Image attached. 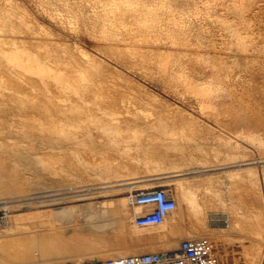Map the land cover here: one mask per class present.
Here are the masks:
<instances>
[{"label":"bare ground","instance_id":"1","mask_svg":"<svg viewBox=\"0 0 264 264\" xmlns=\"http://www.w3.org/2000/svg\"><path fill=\"white\" fill-rule=\"evenodd\" d=\"M8 1L10 5L7 6L0 2V31L9 34L6 38L0 37V209L7 214L22 206L30 209L34 203L94 199L106 193L113 195L124 189L164 182L173 185L171 190L176 204L158 224V229L137 227L132 222L134 228H143L142 238H134L133 242H130V218L143 208L131 213L130 206L141 207L132 206L129 198L124 196L103 203L88 201L83 205L75 203L45 211L30 210L28 216L11 213L0 222V264H80L85 260L166 251L176 248L182 239L204 236L213 243L215 239V242L230 240L240 244L241 240L248 239V244H241L244 246L241 248L243 264H260L264 259L263 207L251 205L252 209L248 207L246 213L233 208L230 230L222 227L221 232L213 233L207 223V210L223 204L220 185L225 181L229 184L246 181L260 197L255 168L237 167L224 170L225 173L222 171L223 175L206 172V169L220 166L226 160L229 161L227 164L245 161L241 158L244 155L230 151L223 159L218 147L207 145L197 133L185 127L165 133L149 129L153 124L145 119L152 115L149 104L155 98L147 103L129 92L131 81L78 45L70 47L53 37H41V29L29 24L11 6L12 0ZM258 1L232 0L224 6L238 15V19L219 20L229 34L231 44L242 52L232 58L231 65L243 68L249 75L252 63H258L261 54L264 55V35L262 42H258L251 39L250 32L255 21L251 15L261 11ZM61 2L71 31L92 41L95 48L133 65L139 71L153 72L166 83L177 78L187 85L192 84L191 76L197 71L193 64L188 71H185L181 59L168 65L170 56L164 59L162 55H156L150 42L137 36L144 29L158 39L162 38L164 33L157 28L155 18L160 11L169 16L171 9H141L134 0H93L92 13L86 14L78 2H75L76 6L71 4V0ZM250 49L256 53L249 55ZM163 63L174 71L170 72L172 79L161 73ZM217 65L218 68L204 80L203 85L191 86L193 93L203 99L206 107L202 108H207L206 111L215 108L214 99L225 92L223 78L236 74L223 62ZM243 81L246 83L247 80ZM258 90L264 93V85L261 89L250 85L246 92ZM175 110L180 111L176 107ZM141 118L144 121H140ZM235 134L264 149V134L241 130ZM224 140L231 143V138ZM47 155L55 159L66 156L70 160L65 165L54 163L46 166L54 170L53 174L58 173L49 182L58 185L65 179H77L78 185L74 189L77 188L79 193L95 188L88 186L97 185L113 190L68 197L58 196L64 193L51 194L27 203L37 195L33 193L32 182L37 179L40 158ZM238 158L242 160H236ZM168 167L172 171H167ZM192 169L200 170L189 175ZM52 196L58 198L41 199ZM114 223L119 226L117 238L105 237L102 232ZM136 231L138 234L140 230ZM224 260L228 264V259Z\"/></svg>","mask_w":264,"mask_h":264},{"label":"rangeland","instance_id":"2","mask_svg":"<svg viewBox=\"0 0 264 264\" xmlns=\"http://www.w3.org/2000/svg\"><path fill=\"white\" fill-rule=\"evenodd\" d=\"M40 1L41 0H12L11 6L14 7V9L20 15L22 14L23 17L26 19V21L27 22L29 21L28 22L29 24L31 23L37 25L41 29V30L39 29L41 32L40 33L41 37L43 38L53 37L56 39L57 42L59 43L66 42L67 45H69L70 47H72V45L73 46L78 45L79 47H81L82 50L93 55L95 58L99 59L104 64L109 66V68H114L127 80L131 81L132 88L130 89L129 87L128 89L129 92L134 93L135 95H137V97L142 99L144 102L146 101L147 103H149L152 100V98H155V101L153 102L151 101L152 103L149 104L150 109L152 108L151 109L152 115H150L148 118L145 119V121H148L150 125L153 124L152 126L153 128H149V129H159L162 133H165V132H169L172 129L185 127V129H187L188 131H194L195 133H197L199 138H201L202 141L205 140L207 145H215L216 147H218L222 151L221 157L223 156L222 157L223 159L227 158L226 154L230 153V151L234 153L237 152L239 155L241 154L244 155V157L241 158L244 159L245 161H239L236 163L227 164L229 161L226 160L223 162V164L224 163L226 164L224 165L222 164L217 167L216 166L211 167L212 169L208 168L206 169L207 170L206 172H213L215 175H223V173H221L222 171L235 169L237 167L250 166L255 168L257 172V181H258L257 186L260 191V197L257 193L251 190V187L246 181L243 182L237 181L236 183H230V184L227 181L221 183L220 193L222 192L221 199L223 201V204L221 206H218L216 209L210 208L207 210V219H208L207 223L211 232L213 233L221 232V228L226 227L227 225L229 226L227 227L226 230L231 229V212L233 208L235 211H239V213L241 212L246 213L247 208L249 207V209H252V206L258 208L263 207L264 209V149L259 146H256L255 143H252L245 138L236 136L235 134V132L238 130L239 131L241 130L245 133L248 132L253 134L256 133L262 135L264 134V93L260 90H258L257 92L251 91V93L246 92L249 89L250 85L255 86L256 89H261V87H263L264 85L263 83L264 55L261 54L262 57L260 55L261 61L258 60V63L257 61L252 63L253 67H251L252 72L250 73V75L246 73L243 70V68L239 66H238L239 68L237 66H235L236 68H234L233 65H231L232 58L241 55L242 52L238 51L237 48L231 44L230 36L227 33V31L222 27L219 20L222 18L238 19L239 17L238 15L231 12L230 9L224 6V4L231 3L232 0H134L141 9L149 10V9H157V8L158 9L169 8L172 10L169 16H167L162 11H160L156 15L155 22L157 23V28L161 29V31H163L164 33L162 35V38L158 39L157 36L145 32L144 29L140 31V33H138L137 36L139 38L147 39V41L150 42L154 52H156V55H162L164 59L170 56L168 65L172 64L176 59H181L183 61L182 64L185 68V71L190 70L191 69L190 66L194 65L197 71L196 73H193L191 76L193 81L192 84H188V85L179 81L177 78L173 79L172 81L169 80L166 83V81H163L162 78H159V76L154 75L153 72H148V71H147L148 73L142 72L136 69V67H134L133 65H130L129 63L116 60L115 58L105 53L104 51L95 48L92 44V41H90L89 39L80 36L78 33H75L73 30L71 31V28L67 23L68 15L65 10V7L63 6V3L61 2L62 0H49V2L48 1L44 2L45 0H42L41 2ZM79 1L80 0H71V4L73 6H76V3L78 2V4L81 5L82 10L86 12V14L92 13L91 9L93 6V0H87V1L85 0L84 2H79ZM0 2L2 5L5 6L10 5V2L8 0L5 1L0 0ZM257 4L256 5L260 7L261 11L256 13L255 15L254 14L251 15L253 16V19L255 18L254 19L255 21L251 27L250 32L252 35L251 39L256 41L259 40L258 42H262L263 40L262 36L264 35V0L262 1L259 0ZM19 5L20 7H18ZM63 15L67 19L63 18L64 17ZM26 16L28 17L26 18ZM59 18L60 19L62 18L61 19L62 21ZM157 28L155 27V29ZM1 32L2 30L0 31V37L6 38L7 35H9L8 33L5 34L4 32L3 34V32L2 33ZM258 32L260 33L258 34ZM49 33L50 36H47ZM259 37L260 39H258ZM255 53H256L255 51L253 52V50L250 49L248 54L254 55ZM191 59L192 62H190ZM204 59H206L207 62L204 63L203 62ZM221 62L226 64L228 70L232 69L236 74L234 77L232 76V77L223 78L222 87L223 89L225 88L224 89L225 92L219 97L214 99V101L216 102L214 103L215 105H213L215 108L212 109L214 110V112L212 113L211 109L206 111L207 108L205 109L202 108L206 104L202 103L203 101L202 98L196 96L193 93V89L191 86L203 85L204 80L209 79L212 75V72L218 68L217 63H221ZM166 64L167 63H163L162 65L163 67L160 69V71L162 74L165 73L169 79H172L170 78L171 77L170 72H174V71L171 68L168 69V65L166 66ZM261 67L262 70L260 69ZM243 80H247L246 83ZM248 82L249 84H247ZM176 84L178 87L176 86ZM224 84L225 86H223ZM162 100H164L163 101L164 103L162 102ZM238 100H240V102ZM165 104H167V106ZM203 104L205 105L203 106ZM175 107L179 108L180 111L175 110ZM226 113L228 115H224ZM216 114L219 115V118L218 115ZM192 115L193 117L191 118ZM139 120L144 121L143 118ZM237 120L238 122H236ZM228 123H230V125ZM232 123H234L236 126L239 127L235 128L236 126L233 125ZM234 128L236 130H234ZM224 138H231L232 144L227 143L224 140ZM221 141H223V143ZM57 158L59 159L57 160ZM241 158H238L236 160H242ZM69 161H70L69 158L66 156H59L56 157V159L49 155H47L46 157L42 156L38 162V164L40 163V166L37 167V172H36L37 179L32 182L33 193L37 195H34L33 198L35 199H30L27 203H33L35 202V200H39L37 198L51 194L54 195V194L64 193L66 196L65 195H58V196L68 197L70 195L74 196L75 194L76 195L90 194L92 193V191L93 193L94 192L99 193V191L106 192L107 190L109 191V189L113 190V188L111 187L100 188L98 187L99 185H97V186H88L87 188L90 187H95V188L84 189L83 191H80L81 193H79L76 191L77 188L74 189V186L78 185L76 184L79 181L77 179H65L64 181H62V183H59L58 185L54 184L53 182H49L50 179L54 177V175L57 174L56 176H58V173L53 174L54 170L51 168H46V166L49 167L54 163L65 165L68 164ZM168 168L169 169L167 171H172L170 167ZM177 169L179 170L180 167H178ZM198 170L200 169H192L188 173L189 175H195L196 174L195 172ZM144 175H148V173H144ZM153 186H163L171 189L173 188V185L164 182L154 185L139 186L131 189L136 190V189L149 188ZM61 189L63 190L61 191ZM131 189H124L120 193H116L113 195L108 193L104 195L103 194L98 195L94 199L85 198L74 201L63 200V201L51 202V203L50 202L36 203V204L34 203V207L31 206L30 209L28 207L22 206L15 210H11L7 214L4 213L5 211L3 212V210L0 209V213L3 212L5 216H9L11 215V213L22 216L23 215L28 216V214H30L31 211H35V210L45 211L46 209L50 210L51 208H58L75 203H76L75 205H83L91 201L103 203L105 202V200L107 202L110 199H115L122 196L128 197ZM58 196L43 197L41 199L42 200L53 199V198H58ZM131 219L133 221V216H131L130 218L131 228L136 230L143 229V228H134L132 226ZM159 226L160 225H154L150 227L158 229ZM102 233L105 235V237L113 238V239L117 238L114 224H112L110 227L105 229ZM203 238H207L209 240V238L206 236H204ZM242 241L243 240L240 241V244L239 242L237 244L230 240L228 241L223 240L220 242L216 241L217 242L216 243L214 239V243L216 244L214 243L213 244L216 245V251L219 254V258H220L219 263L226 264V261L224 259L227 258L229 261V257H230V261L229 262L227 261L228 264H233V263L236 264L237 262L238 264L239 263L243 264L244 255L241 254L243 253L241 248L242 247L244 248L245 244H248L250 240L244 239V241L243 242ZM178 244H176V246ZM241 244H243L244 246ZM230 248H232V251L230 250ZM227 254H230V256ZM263 254H264V250H263ZM232 255L233 257L234 256L235 257L232 258ZM232 261L233 263H231ZM260 264H264V259Z\"/></svg>","mask_w":264,"mask_h":264},{"label":"built area","instance_id":"3","mask_svg":"<svg viewBox=\"0 0 264 264\" xmlns=\"http://www.w3.org/2000/svg\"><path fill=\"white\" fill-rule=\"evenodd\" d=\"M129 201L142 211L133 216L137 227H148L160 224L175 208V199L171 188L153 186L130 190ZM5 214L0 213V222ZM219 254L216 245L207 238L183 239L178 246L161 252L141 253L114 259L85 260L80 264H218ZM70 264V263H68Z\"/></svg>","mask_w":264,"mask_h":264},{"label":"crops","instance_id":"4","mask_svg":"<svg viewBox=\"0 0 264 264\" xmlns=\"http://www.w3.org/2000/svg\"><path fill=\"white\" fill-rule=\"evenodd\" d=\"M253 168V167H252ZM226 171H224L223 173H225ZM183 176V175H182ZM181 176V177H182ZM139 209H142V207L141 208H132L131 206H130V211H131V213H133L135 210L137 211V210H139ZM114 225H115V229L116 230H119V226H118V224L117 223H114ZM229 225H227L225 228H227ZM135 232H137L136 231V229H133V228H131L130 227V242H133V239L134 238H138V239H140V238H142V235L140 234L141 233V229H140V231H138V234H136ZM121 237H124L123 235L121 236ZM183 240V239H182ZM142 242H144V241H142Z\"/></svg>","mask_w":264,"mask_h":264}]
</instances>
